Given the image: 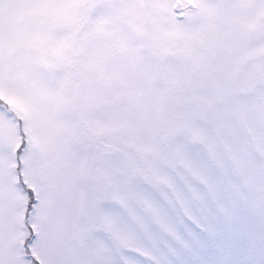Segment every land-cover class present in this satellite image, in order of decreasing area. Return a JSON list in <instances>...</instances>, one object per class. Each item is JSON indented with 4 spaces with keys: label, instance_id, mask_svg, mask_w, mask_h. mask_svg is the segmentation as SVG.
<instances>
[{
    "label": "snow or ice",
    "instance_id": "obj_1",
    "mask_svg": "<svg viewBox=\"0 0 264 264\" xmlns=\"http://www.w3.org/2000/svg\"><path fill=\"white\" fill-rule=\"evenodd\" d=\"M0 264H264V0H0Z\"/></svg>",
    "mask_w": 264,
    "mask_h": 264
}]
</instances>
